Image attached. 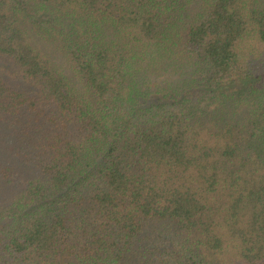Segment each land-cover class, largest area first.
Here are the masks:
<instances>
[{
    "label": "trees",
    "instance_id": "trees-1",
    "mask_svg": "<svg viewBox=\"0 0 264 264\" xmlns=\"http://www.w3.org/2000/svg\"><path fill=\"white\" fill-rule=\"evenodd\" d=\"M0 264H264V0H0Z\"/></svg>",
    "mask_w": 264,
    "mask_h": 264
}]
</instances>
